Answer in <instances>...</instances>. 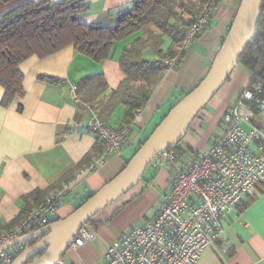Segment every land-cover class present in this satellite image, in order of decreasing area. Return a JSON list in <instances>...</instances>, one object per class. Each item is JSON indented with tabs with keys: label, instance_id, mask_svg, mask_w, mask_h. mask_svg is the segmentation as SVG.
Returning a JSON list of instances; mask_svg holds the SVG:
<instances>
[{
	"label": "crops",
	"instance_id": "obj_1",
	"mask_svg": "<svg viewBox=\"0 0 264 264\" xmlns=\"http://www.w3.org/2000/svg\"><path fill=\"white\" fill-rule=\"evenodd\" d=\"M25 1H0V20ZM131 1L87 0L88 10L79 15V20L113 25L117 11ZM239 3L240 0L217 2L209 25L187 45L176 65L164 70L145 105L130 119L129 134L119 150L73 182L59 202L55 220L69 214L117 174L168 110L200 82ZM140 34L115 41L109 58L102 61L67 45L45 57L31 55L18 65L23 75V94L15 95L7 106L0 103V234L51 191L72 180L77 170L90 164L101 151L102 141L88 126L92 114L114 128L127 123L123 118L124 104L114 94L126 77L118 58L122 48ZM170 42L164 36L162 52ZM142 55L146 59L157 57L149 47ZM94 74L101 76L85 81ZM250 80L251 72L237 63L193 119L178 142L179 148L191 154L208 147L213 137L223 131L225 109L236 103ZM3 93L0 85V101ZM261 118L264 115H256L252 122L258 126ZM169 171V167L150 168L125 194L97 212L86 223L92 237L77 248L70 247L74 253L71 264H102L105 250L121 231L132 223L143 224L151 219L169 189ZM36 190L42 192L28 197ZM223 224V237L203 249L195 264H264V179L253 186L235 211L224 217ZM224 245L229 249L227 254L220 250Z\"/></svg>",
	"mask_w": 264,
	"mask_h": 264
},
{
	"label": "built area",
	"instance_id": "obj_2",
	"mask_svg": "<svg viewBox=\"0 0 264 264\" xmlns=\"http://www.w3.org/2000/svg\"><path fill=\"white\" fill-rule=\"evenodd\" d=\"M216 0H208L193 15L180 47L183 51L210 23ZM180 54V52H179ZM168 62L172 66L180 58ZM264 115V81L251 79L236 103L222 116L223 131L208 147L186 154L178 144L156 153L148 166L169 167V189L155 215L143 224H130L105 250L102 264H195L200 253L223 237L224 217L238 208L249 191L264 179V132L252 120ZM88 126L102 141L93 161L77 170L72 180L51 191L35 208L24 213L0 234V247L15 238L55 220L59 202L73 182L102 164L107 155L119 150L130 124L114 128L96 113ZM92 237L84 224L69 247L77 248ZM18 243L0 251V264H12L24 249ZM227 254L226 245L220 248ZM51 264H68L62 257Z\"/></svg>",
	"mask_w": 264,
	"mask_h": 264
},
{
	"label": "trees",
	"instance_id": "obj_3",
	"mask_svg": "<svg viewBox=\"0 0 264 264\" xmlns=\"http://www.w3.org/2000/svg\"><path fill=\"white\" fill-rule=\"evenodd\" d=\"M86 1L27 0L3 15L0 20V85L4 89L0 101L2 106H7L15 95L23 94V75L18 65L29 56L45 57L72 45L75 51L95 61H102L109 58L115 41L141 32L122 48L118 58L126 77L114 94L124 104L123 118L129 123L149 99L164 70L169 68L170 59L179 52L181 58L184 50L180 51V47L191 18L201 11L208 0H132L117 11L113 25L81 22L79 15L88 10ZM164 36H168L171 42L162 52ZM147 47L156 54L155 59L143 57L142 53ZM263 56L264 0H261L254 32L244 45L238 63L251 72V79L264 81V70L258 72ZM100 76L94 74L85 81L90 82ZM41 192L36 190L28 197H35ZM34 242H25V246ZM42 252L40 250L33 254L29 261L39 257Z\"/></svg>",
	"mask_w": 264,
	"mask_h": 264
},
{
	"label": "water",
	"instance_id": "obj_4",
	"mask_svg": "<svg viewBox=\"0 0 264 264\" xmlns=\"http://www.w3.org/2000/svg\"><path fill=\"white\" fill-rule=\"evenodd\" d=\"M261 0H240L229 30L211 66L200 82L184 94L164 115L137 148L124 167L66 216L15 238L0 247V251L35 240L15 257L12 264H51L69 247L74 234L92 217L125 194L142 177L150 160L159 151L177 144L193 119L205 107L238 63V57L251 38L259 15ZM264 70V56L258 72ZM42 254L29 259L36 252Z\"/></svg>",
	"mask_w": 264,
	"mask_h": 264
},
{
	"label": "rangeland",
	"instance_id": "obj_5",
	"mask_svg": "<svg viewBox=\"0 0 264 264\" xmlns=\"http://www.w3.org/2000/svg\"><path fill=\"white\" fill-rule=\"evenodd\" d=\"M258 126L260 127L261 130H263L264 132V118H261V120L257 121ZM149 135V134H148ZM151 167L147 166L146 170H149ZM135 224V223H134ZM74 253L71 251L70 247L67 248V250L65 251V253L61 256L63 258V260H65L67 263L71 264L73 261L71 260V256Z\"/></svg>",
	"mask_w": 264,
	"mask_h": 264
},
{
	"label": "bare ground",
	"instance_id": "obj_6",
	"mask_svg": "<svg viewBox=\"0 0 264 264\" xmlns=\"http://www.w3.org/2000/svg\"><path fill=\"white\" fill-rule=\"evenodd\" d=\"M54 221V220H53Z\"/></svg>",
	"mask_w": 264,
	"mask_h": 264
}]
</instances>
